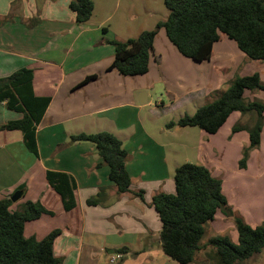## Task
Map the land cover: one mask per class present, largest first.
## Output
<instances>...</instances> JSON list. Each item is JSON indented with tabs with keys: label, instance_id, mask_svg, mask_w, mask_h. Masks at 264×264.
Returning <instances> with one entry per match:
<instances>
[{
	"label": "crops",
	"instance_id": "1",
	"mask_svg": "<svg viewBox=\"0 0 264 264\" xmlns=\"http://www.w3.org/2000/svg\"><path fill=\"white\" fill-rule=\"evenodd\" d=\"M69 1L0 0V77L30 68L34 95L50 99L36 126L37 155L25 147L21 131L0 130V199L22 189L11 210L29 200L47 211L26 221L23 235L40 240L58 230L52 253L59 264H177L161 250L160 221L151 199L159 192H174L173 172L183 162L202 164L219 178L227 204L245 222L262 219L264 118L258 146L248 151L243 168H235L249 145V135L246 129L233 132L232 128L237 124L252 126L254 113L231 112L215 133L199 128L195 132L193 126L167 127V122L155 134L146 125L148 120L141 115L143 104L136 97L144 92L147 104L155 84L167 94H176V77L181 80L186 75L191 80L188 84L175 83L179 98H207L205 104L217 98L236 76L256 72L264 83V60L249 59L233 40L221 34L209 59L194 61L180 54L158 31L147 71L123 75L108 68L114 50L106 40H121L113 29L104 27L108 16L95 20L93 6L90 18L76 23ZM87 76L92 77L82 83ZM244 98L264 101V91L246 90ZM198 104L195 110L203 105ZM0 110L4 114L0 125L21 117L4 102ZM98 131L115 135L126 150L130 185L125 192L117 191L105 163L97 166L101 159L93 143L69 140L72 134ZM184 148L193 159L183 156L180 160L178 151ZM46 171L72 178L73 208L64 209ZM90 199L95 203H88ZM229 225L234 226L232 219L217 211L202 239L225 231ZM205 239L201 240L204 245ZM236 239L237 234L230 237L233 242ZM122 248L129 256L109 263L108 255ZM197 253L192 263H196Z\"/></svg>",
	"mask_w": 264,
	"mask_h": 264
},
{
	"label": "trees",
	"instance_id": "2",
	"mask_svg": "<svg viewBox=\"0 0 264 264\" xmlns=\"http://www.w3.org/2000/svg\"><path fill=\"white\" fill-rule=\"evenodd\" d=\"M168 10L164 20L157 21L152 29L141 31L136 37L125 40H106L113 46V59L109 69L123 75H139L148 69L153 40L159 28L177 51L194 61L207 60L212 45L225 35L249 59L264 60V0H163ZM68 8L76 23L86 22L93 10L92 0H70ZM103 31L106 28H102ZM92 76H87L82 83ZM32 70L20 68L0 77V103L21 117L0 125V130H19L28 151L37 155L36 126L49 103V97L34 95ZM264 91V83L255 72L236 76L214 100L199 106L193 114H184L166 126H193L215 133L233 111L254 113L252 126L235 125L232 131L246 129L249 145L243 149L238 166H245L248 151L259 144L263 122L264 101L244 98V92ZM71 143L87 141L94 144L100 162L108 166V177L119 193L129 189L130 176L125 169L126 150L121 141L108 131L79 132L69 137ZM50 186L60 195L65 210L74 206L72 178L62 172L46 171ZM174 192H159L151 203L160 221L159 241L162 252L177 264H189L205 245L201 240L207 223L217 211L233 221L237 242L228 236L215 235L207 244L213 247L215 264H234L258 253L264 247V224L250 226L227 204L219 178L198 163L183 162L173 172ZM19 188H22L20 186ZM95 203V200H88ZM9 198L0 199V264H59L52 253V243L58 230L44 238L23 235L26 221L47 212L38 202L25 201L11 210ZM119 251L126 252L125 249Z\"/></svg>",
	"mask_w": 264,
	"mask_h": 264
},
{
	"label": "rangeland",
	"instance_id": "3",
	"mask_svg": "<svg viewBox=\"0 0 264 264\" xmlns=\"http://www.w3.org/2000/svg\"><path fill=\"white\" fill-rule=\"evenodd\" d=\"M92 2L94 6L95 20L108 16L104 27H110L113 29L121 40H125L128 37H136L141 31L152 29L157 21L164 20L168 14V10L163 4V0H92ZM158 31H161L165 36L162 28H159ZM177 78L178 77H176L175 83L182 81L183 83L188 84V82L191 81L190 78L187 79L186 75L184 76V79L178 80ZM168 82H173V80L169 79ZM175 83L173 86L174 89H177L175 90L176 94H167L162 86L155 84V86L149 90L148 103L141 105L143 106L141 115L143 118L148 120H145L146 125H149L151 131L155 134H157V131H160V129L165 126L164 123L171 120L175 122L184 114L190 115L194 113L197 105H200L198 103L203 104L206 101L205 99H207H202L201 97V100H199L195 96H182V98H179L180 90L178 85ZM0 113H2L1 110ZM3 115V113L2 115L0 114V119H2ZM191 130L198 132V127ZM184 149L185 150H183V152L181 150L178 151V157L180 160L183 156H186L188 159H193L191 158L192 156L190 155L189 150L187 148ZM237 167L238 164L235 168ZM224 217L229 218L227 216ZM246 223L252 227L263 225L264 215L262 219H251L247 220ZM209 232L210 231H207L206 238ZM215 235H225L234 239L236 230L234 226L232 227L229 225V228L225 231L218 232ZM204 239H202V241ZM207 241L208 238L204 241L206 243L205 248L198 251L196 255V263L189 264H215V259L212 255L214 254L213 247L208 245ZM236 242L237 239L235 240V243ZM234 264H264V247H262L258 253H255L249 258Z\"/></svg>",
	"mask_w": 264,
	"mask_h": 264
},
{
	"label": "water",
	"instance_id": "4",
	"mask_svg": "<svg viewBox=\"0 0 264 264\" xmlns=\"http://www.w3.org/2000/svg\"><path fill=\"white\" fill-rule=\"evenodd\" d=\"M138 96H139V97H137L138 103L144 104V102H145L144 92H140V94ZM140 96L143 97V100L140 98ZM22 193H23L22 189H18L10 195L9 199L11 200V202H16L17 200H19L21 198Z\"/></svg>",
	"mask_w": 264,
	"mask_h": 264
},
{
	"label": "built area",
	"instance_id": "5",
	"mask_svg": "<svg viewBox=\"0 0 264 264\" xmlns=\"http://www.w3.org/2000/svg\"><path fill=\"white\" fill-rule=\"evenodd\" d=\"M127 256H129L128 252H122V251L113 252L108 255V262L116 263Z\"/></svg>",
	"mask_w": 264,
	"mask_h": 264
}]
</instances>
